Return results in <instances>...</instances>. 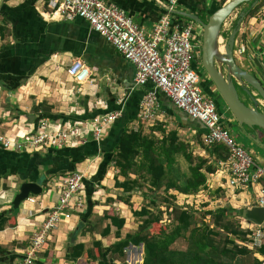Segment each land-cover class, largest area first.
<instances>
[{
	"label": "crops",
	"instance_id": "crops-1",
	"mask_svg": "<svg viewBox=\"0 0 264 264\" xmlns=\"http://www.w3.org/2000/svg\"><path fill=\"white\" fill-rule=\"evenodd\" d=\"M106 1L124 9L138 26L150 29L162 15L163 3L167 0ZM0 7L1 11L9 14L11 29L10 36L0 39V79L5 83L0 86V135L22 139L39 119L62 121L65 126L78 124L86 127L95 116L120 111L118 119L112 122L111 127L99 140L93 139L86 128L85 141L70 138L58 148H62L61 151L39 147L27 151L29 154L36 152L29 158L26 155L28 153L13 155L0 150V172L18 165L23 166L17 174L0 177V214L10 208L22 182L44 174L47 179L44 185L36 182L42 188L40 195L29 194L30 197H35L34 202L24 200L18 207L12 205L16 211L11 215L8 226L0 230V264L18 262L35 230L56 203L60 182L73 171H81L84 174V209L58 223L57 228L49 234L46 246L38 253L34 264H88L84 256L76 260L65 258L72 246L69 237L81 220L80 213H93L94 218L107 211L109 214H118L125 221L130 216L125 208L127 205L115 199L116 188L113 186L114 178L123 179L124 171L114 166H107L104 172L101 171L103 158L113 145L110 143L114 142L120 132L119 122L131 121V126L134 127L138 124L151 127L161 123L167 130L177 129L181 138L189 141L194 151L201 155L204 151L199 142L202 141L205 127L175 108L162 93L158 94L155 120L149 123L140 122V100L144 92L152 88V84L149 82L146 85H137L134 65L94 31L83 18L48 19L44 14L51 10L48 0H0ZM174 10L187 11L177 8L176 5ZM5 42L9 45L3 48ZM77 58L90 69V78L81 84L74 82L67 72L68 66ZM234 58L264 86V5L254 16L249 17L247 22L242 21L235 37ZM252 91L255 92L253 89ZM242 96L243 98L241 95L240 98L245 103L251 104L248 96ZM119 98H122V101L118 102ZM42 100H46L51 106L49 116L38 114L40 111L34 108ZM259 101L262 105L263 101ZM225 110L228 111L227 108ZM261 110L264 111L262 108ZM228 113L220 112L226 124L234 121L229 111ZM236 133L246 145L236 139L240 144L253 147V150L246 148L251 153L256 150L259 159L264 157L240 125L237 126ZM69 158L71 161L76 158L83 160L71 171ZM257 159L256 161H259ZM60 172L66 173L59 174ZM219 172L216 170L209 174L207 184L209 188L213 187V184L215 189L222 188L225 192L223 205L230 204L238 209L257 205L258 185L247 188L229 187ZM136 196L131 198L133 205H136ZM193 196L195 195L177 193L178 199ZM107 197L115 200L106 202ZM93 238L100 239L104 246L110 245L116 239L113 234L100 237L97 233L93 234ZM90 239L91 236L87 234L78 236L75 242L85 243ZM131 254L139 255L140 260L129 261ZM141 254L142 246L126 247L124 264L140 263ZM111 262L113 263V260L109 263L105 261L104 264ZM114 263L119 264V261Z\"/></svg>",
	"mask_w": 264,
	"mask_h": 264
},
{
	"label": "trees",
	"instance_id": "trees-1",
	"mask_svg": "<svg viewBox=\"0 0 264 264\" xmlns=\"http://www.w3.org/2000/svg\"><path fill=\"white\" fill-rule=\"evenodd\" d=\"M226 0H177L176 7L195 13L203 21L219 8ZM246 3L244 9L248 10L243 18L246 22L249 17L256 14L264 0H258L250 8ZM173 17L186 22L194 21L185 17L172 14ZM9 14L1 11L0 7V39L11 35L9 28ZM235 20L232 23L234 25ZM200 27V26H199ZM228 31H221V36L226 38ZM9 44L5 42L3 48ZM13 52V49H11ZM10 50L9 53L11 54ZM236 60V59H235ZM211 83V81H210ZM5 83L0 79V86ZM238 93L247 94L236 84ZM146 92V91H145ZM159 94V93H158ZM34 108L41 115L50 114L51 106L42 100ZM49 116V115H48ZM51 118V117H50ZM118 117L113 121L115 122ZM120 132L111 142L109 152H106L101 166L104 172L107 166H114L124 171L123 179L114 178L116 188L115 199L125 203L132 216L136 218L137 226L133 230L123 233L125 220L118 214H109L104 211L100 216L81 212V220L72 231L69 242L72 243L66 259L76 260L84 256L88 264H104L105 261H119L124 264L125 249L132 244L142 245V260L136 264H261L264 260V244L255 249H249L243 243L248 241L249 230L243 226L240 209L229 204L208 207V202H203L200 207L181 206L177 203V193L196 195L199 192H208L210 198L222 194V188L210 190L207 184L208 175L218 168V162L225 160L228 149L221 143L205 145L199 142L204 154L194 151L189 141L181 138L177 129H168L161 123L152 125L146 131L143 124L131 126V121L119 122ZM111 127V126H110ZM0 150L13 155H23L27 151L7 150L0 145ZM50 151H61L62 148H49ZM36 152L28 153L32 157ZM81 158L70 160V170H75V165ZM23 166L18 165L0 172V177L17 174ZM60 172L59 174H65ZM45 174L29 178L44 185ZM47 188V187H46ZM133 195H139L143 204L133 207ZM115 199L107 197L106 202ZM10 208L0 214V230L8 226L9 220L16 208ZM167 216V217H166ZM172 217L171 228L166 232L162 228L153 231V225ZM97 233L100 237L111 234L116 238L110 245L104 246L100 239L93 238ZM89 234V242L77 243L78 236ZM182 239L184 248L172 247L173 243ZM1 248V246H0ZM140 256L130 255L129 261H139ZM35 263V261H34ZM33 263V264H34Z\"/></svg>",
	"mask_w": 264,
	"mask_h": 264
},
{
	"label": "built area",
	"instance_id": "built-area-1",
	"mask_svg": "<svg viewBox=\"0 0 264 264\" xmlns=\"http://www.w3.org/2000/svg\"><path fill=\"white\" fill-rule=\"evenodd\" d=\"M176 3L177 0L163 3V13L150 29L138 26L124 9L106 0H48L51 10L44 14L53 20H73L76 17L86 20L94 31L134 65L137 85L152 84L140 100L139 121L149 123L155 120L158 93L164 94L175 108L205 127L203 144L221 143L227 147V158L218 162L217 169L227 172L226 184L239 188L258 185L257 205L264 207V163L256 161L252 153L234 138L224 125L215 99L203 90L200 74L193 65L202 29L192 22L174 20L172 14ZM67 72L78 84L90 78L89 67L78 58L71 62ZM119 115L120 111H113L95 116L86 127L78 124L65 126L62 121L39 119L22 139L0 135V145L14 151L59 148L70 138L85 141L86 128L93 139L99 140ZM83 175L81 171H73L62 179L56 203L35 230L16 264H33L58 223L84 209ZM26 200L34 202L36 199L28 196ZM241 221L249 230L248 241L243 244L249 249L264 244V221L260 225L248 223L242 217Z\"/></svg>",
	"mask_w": 264,
	"mask_h": 264
},
{
	"label": "water",
	"instance_id": "water-1",
	"mask_svg": "<svg viewBox=\"0 0 264 264\" xmlns=\"http://www.w3.org/2000/svg\"><path fill=\"white\" fill-rule=\"evenodd\" d=\"M250 1L226 0L208 16L207 21H203L198 15L188 11L173 10V14L190 19L201 27L200 57L205 72L236 122L254 143L264 149V111L261 110L259 101L261 99L264 102V86L255 75L242 68L234 58L235 37L248 10L243 7L239 11L225 41L223 44L220 43L221 28L226 18L238 6ZM257 1L252 0L250 8ZM221 46L223 47L222 51L220 50ZM236 84L244 90L251 104L245 103L240 98ZM41 191V186L36 182L24 181L19 185L12 205L18 207L22 201L28 198L29 194L40 195ZM239 213L240 217L248 223L260 225L264 221V207L262 206L240 208ZM131 245L129 244V246Z\"/></svg>",
	"mask_w": 264,
	"mask_h": 264
},
{
	"label": "rangeland",
	"instance_id": "rangeland-1",
	"mask_svg": "<svg viewBox=\"0 0 264 264\" xmlns=\"http://www.w3.org/2000/svg\"><path fill=\"white\" fill-rule=\"evenodd\" d=\"M217 2H219L220 0H216ZM246 6V4H242V5H240V6H238L236 9H234L233 11H232V13L226 18V20H225V22L223 23V26H222V28H221V31H230L231 30V28H232V23H233V21L234 20H236V17H237V15H238V13H239V11H241L242 10V8L243 7H245ZM248 20V19H247ZM247 22V21H246ZM198 25V24H197ZM199 26V25H198ZM220 37H222V36H220ZM221 42V44H223V42L225 41V38H223L222 37V39L220 40ZM199 45H201V41H199ZM200 48V47H199ZM241 59V58H240ZM239 59V60H240ZM199 66H201L200 64H198ZM206 80H207V78H205ZM210 85H209V87H210V89L212 90V91H207L206 92V94L207 95H209V96H211V97H213L214 99H215V102H216V104L218 105V107H217V110L219 111V112H221V113H225V111L228 113V111L227 110H225L226 109V105H225V103L223 102V100H222V98H221V96L219 95V93H217V91L215 90H213V89H215V87H214V85H212L213 83L211 82V83H209ZM240 95H241V97L243 98V94L242 93H240ZM245 101H247V99H245ZM262 104V103H261ZM260 107L264 110V102H263V104L262 105H260ZM229 114V113H228ZM233 122H231V123H229V124H226L225 122H224V125H225V127L227 128V129H229L230 131H231V133L233 134V136H235V139H237L239 142H241V143H243L244 145H246L245 143H244V141L241 139V137L239 136V135H237V126L239 125L237 122H236V120L233 118ZM225 121V120H224ZM144 125H146V124H144ZM144 127V129L147 131L148 129H149V127L148 126H143ZM247 147V146H246ZM254 147H256L257 149H259V151H262L263 153H264V149L262 148V147H260L257 143H255V145H254ZM247 148H251L252 150L254 149L253 147H250V146H248ZM254 153H252V155H253V157L255 158V159H257L258 157H257V153H256V150H254L253 151ZM261 152V155H263L264 156V154ZM257 157V158H256ZM264 157H261V159H257V160H259L258 162H260V160H261V162L260 163H263L264 162ZM220 173V176H222L223 178H225V180H226V178H227V173L226 172H224V171H220L219 172ZM221 181V180H220ZM226 182V181H225ZM224 182V183H225ZM210 184H211V182H210ZM212 185V184H211ZM215 184H213V187H211L210 186V190H214L215 189ZM230 187V186H229ZM227 191V190H226ZM15 193H16V191H15ZM136 196V195H135ZM135 200H134V203H136V205H133V207H135V208H138V207H140L144 202H143V200H142V198L141 197H138V196H136V198H134ZM177 200H178V204L179 205H181V206H188V207H195V208H198V207H200L201 206V204L203 203V202H208L209 204H208V207H210V208H216L217 206H220V205H223L225 202H224V200H225V192H223L222 191V194H221V196L220 197H218L217 198V196H215V197H212V198H210L209 197V195H208V192H201V193H199V194H197V195H195V196H193L192 198L191 197H185V198H177ZM227 202V201H226ZM230 205V204H229ZM128 211H129V214H130V216H128L127 217V220L125 221V225H124V228H123V233L124 232H126V231H128V230H133V229H135L136 228V226H137V222H136V218L134 217V216H132V214H131V211H130V209H129V207L127 206V207H125ZM167 217V216H166ZM172 217L170 216L168 219L167 218H165L164 219V221H161V222H159V223H155L154 225H153V231L154 232H158L160 229H162V228H164V229H166V232H168V230L171 228V222H172V219H171ZM172 247H175V248H184L185 247V243H184V241L182 240V239H179V240H177V241H175L174 243H173V245H172ZM40 253V252H39ZM126 258V257H125ZM136 262H138V261H136Z\"/></svg>",
	"mask_w": 264,
	"mask_h": 264
},
{
	"label": "flooded vegetation",
	"instance_id": "flooded-vegetation-1",
	"mask_svg": "<svg viewBox=\"0 0 264 264\" xmlns=\"http://www.w3.org/2000/svg\"><path fill=\"white\" fill-rule=\"evenodd\" d=\"M199 47H200V45H199ZM199 47L197 48V52L193 58V65L198 69L203 90L205 92L212 91L209 87V85H210L209 83L211 80L209 79V77H208L207 73L205 72V70L202 66V63H201V57H200L201 54H200V48ZM198 64H200L201 66H199ZM224 74H225V70H224ZM205 78H207V80ZM213 90L215 91V89H213Z\"/></svg>",
	"mask_w": 264,
	"mask_h": 264
},
{
	"label": "bare ground",
	"instance_id": "bare-ground-1",
	"mask_svg": "<svg viewBox=\"0 0 264 264\" xmlns=\"http://www.w3.org/2000/svg\"><path fill=\"white\" fill-rule=\"evenodd\" d=\"M220 50H221V51L223 50V47H222V46L220 47Z\"/></svg>",
	"mask_w": 264,
	"mask_h": 264
}]
</instances>
